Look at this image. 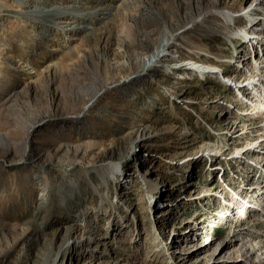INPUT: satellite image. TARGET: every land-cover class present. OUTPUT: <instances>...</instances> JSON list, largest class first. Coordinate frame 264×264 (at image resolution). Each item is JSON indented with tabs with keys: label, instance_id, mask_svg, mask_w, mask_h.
<instances>
[{
	"label": "rangeland",
	"instance_id": "rangeland-1",
	"mask_svg": "<svg viewBox=\"0 0 264 264\" xmlns=\"http://www.w3.org/2000/svg\"><path fill=\"white\" fill-rule=\"evenodd\" d=\"M50 6L71 10L48 18L25 13ZM227 9L264 17L260 0H0V264H48L57 230L52 258L59 252L61 264H264V165L257 158L264 154L259 148L227 159L263 130L264 114L245 115L246 103L229 104L235 93L230 81L213 73L179 79L163 66L91 99L107 71L122 79L136 50L151 52L156 36L174 31L162 64L180 54L219 64L225 76L244 75L253 56L264 57V38L255 45L243 39L240 47L225 40L227 33L239 38L219 14ZM245 54L250 58L242 60ZM41 118L27 151L21 150V130ZM144 125L173 130L131 148ZM182 128L190 134H177ZM237 130L247 138L237 139ZM48 146L56 155L34 162ZM208 148L223 154L207 158ZM118 159L126 177L111 180L107 193L97 192L93 167ZM216 166L224 169L222 179ZM258 181L262 188L252 189ZM155 184L165 190L151 196ZM70 185L77 186L74 195L61 202ZM249 193L254 199L248 203ZM234 196L245 218L230 203ZM126 212L132 232L118 235L114 228ZM72 241L64 257L60 249Z\"/></svg>",
	"mask_w": 264,
	"mask_h": 264
},
{
	"label": "bare ground",
	"instance_id": "bare-ground-1",
	"mask_svg": "<svg viewBox=\"0 0 264 264\" xmlns=\"http://www.w3.org/2000/svg\"><path fill=\"white\" fill-rule=\"evenodd\" d=\"M23 1L25 2L26 0H23ZM260 1H264V0H260ZM37 2H39V1H36V3ZM253 8L254 7H252V9ZM69 9L71 10L70 6H64V7H62V6H50L48 8V10H43L41 8L35 7V8H32L31 11H29V12L26 11L25 13H29L30 16L33 15V16H41L42 18L43 17L44 18H48V17H55V16H59V15H64L65 13L70 11ZM20 13L23 14V12H20ZM219 14H221V16L223 17V19L225 21L231 22L234 25V27H236V29H237V34L236 35L239 36V38H236V37H233L231 35H228V33H227L228 36L225 35L223 37L225 40H230L233 43V41L235 39V42L240 47L241 43H243L245 40H248L249 42H251V45L253 43L255 45V44H258V39L260 41V40H262V38H264V29H262V27L259 26V24L262 22L261 19H264L263 16H261V15L254 16L253 13H250V12H248V14H245L243 12L233 11L231 9H227L226 11L225 10H219ZM243 17H246L247 21L244 24V27L243 26L239 27L237 25V23L240 22L243 19ZM201 18H199V17L195 18V20H194V22L192 24H195V22L199 21ZM86 27L87 26L82 25L81 27H78V28H80V29L82 28L84 30V29H86ZM250 27L251 28L256 27L257 30L255 32H250L248 30ZM176 35H178V32L175 33V31H174V32H172L170 34V36H165V34L163 36L160 35L161 37L159 35L156 36L155 39L153 40L154 41V49L151 52L147 51L148 53H146L145 51L136 50L135 62H131V64H130L131 66H129L128 69L122 68V69L126 70V73L128 72L127 74H123L122 75V77H123L122 79L121 78L120 79H116L118 77L117 74H113L111 71H107V73H106V75L104 77V80H106V81H104L100 85L99 90L96 89L97 91L95 90L96 92L92 93L91 99L94 100L96 98L95 95H98L99 93H101V92H103L105 90H108L110 88H113L114 86H117V85H119L121 83H124V84H129L130 83L131 84L133 82V79H134L133 76H135V77H136V75L146 76L150 72H153V71L158 70L161 67L165 66V69L169 70L170 72H173V73L179 72L180 74L178 73V75H177V78H179V79L180 78L193 79L191 77L193 73H198V75H203V76H205L206 73H207V75L208 74L212 75V73H213L214 75H216V77H219V78H221L223 80L230 81V83L228 84V89L229 88L230 89H234L235 93H234V95L231 94L229 104L231 103V105H232L233 103H235V104L236 103H241V104L246 103L248 105V108L250 106V108H249L250 111L248 112V111L244 110V111H246V113L243 112V114L246 115L247 113H251V111H253V113H257L258 114L257 116H263V114H264V57H263V52L257 58H255V56H253V65L250 66V68L247 70V72H245L244 75L241 74L240 76H238V78H237L235 72L233 74H230L229 76H225L223 74V71L225 69L222 66H220L219 64H216V63H213V62L212 63H208V62L205 63L204 61H201V60L200 61L199 60L194 61V60L187 59V58H185V59L184 58H179L180 54L176 55V56L175 55L171 56V58L173 57L174 59H171V61H168L169 63H166L164 65L162 63H163V61H165V58L168 55V49H169L168 47L170 46V44L172 43V41H173V39L175 38ZM240 38L242 40L239 41ZM243 39H245V40H243ZM137 47L138 46H136L135 48H137ZM198 48L201 49V47H198ZM197 52H199V51H197ZM253 52H254V50H253ZM203 54L205 55L204 52H201V55H203ZM176 57L179 58V59H176ZM247 57L250 58V55L245 54L244 56H242V60H245V58H247ZM232 61H236V60L234 59ZM237 68H239V67H237ZM139 76H138V78H139ZM245 84H247L248 86L245 87ZM245 88H246V92L244 91ZM122 92H124V91H122ZM133 93H134V91H133ZM14 96H18V93H15ZM251 116L255 117V114L251 115ZM38 122H41L43 124L42 118L38 119L37 121H35L31 125L24 126L23 129L21 130L20 136L18 138L19 142H20V145H21V148H20L21 150L27 151L26 149L29 146V137L31 135L30 133L35 129L36 125L41 124V123H38ZM260 126H261V128L263 127V130H261V129L257 130V132H255V134H253V135H255L254 138H251V137L247 138L246 135H245L247 131L238 133V130H237L234 133V136L237 139H241V140L247 138L245 140L246 146L245 147H241V148H237V147L235 148L234 147L232 155L230 157H228L227 159H231L233 157L234 158L242 157V156H244V154H247V152L255 151V149H259V148L262 149L261 151L264 154V123H263V125H260ZM170 130H173V129L172 128L171 129L170 128H165V129L162 128V130H159V131L155 132V131L151 130L149 125H144L141 128L137 129L136 136L131 141L130 147L133 148V146L136 145L137 143H145V142L149 141V138L154 136V135L165 136L166 133L168 131H170ZM177 134L182 136V135H186V134L188 135V134H190V132L188 131V129L182 128V130L177 131ZM59 137H60V134H58L55 131V133L53 134V138L54 139H56V138L58 139ZM61 147L62 146L59 144L56 147V149L57 150H61ZM49 148H50L49 146L48 147H40L39 148V152H36V154L34 156L32 155L34 162H35L36 158L40 157L41 155L47 156V157L55 156L56 153L55 152H51V149H49ZM213 150H215V151L213 152ZM206 151H207V154H208L207 158H210V157L215 158V156L217 154H221V155L223 154V153H220L219 150H217L216 148L215 149H212V148L209 149L208 148V150H206ZM31 154H33V153H31ZM257 158L262 159L260 162L264 165L263 156L257 157ZM87 164H91L92 166L96 165V163H94L93 161H90ZM123 167H124L123 163L119 159H118V161H114L113 160L112 162L108 163V165H105V164L101 163L100 165H96V167H93L92 170H95V171L99 172V176L98 177H99V180H100V184H99V186H96L95 190L97 192H99V189H100L105 194L108 191V185L111 183V180H113V181L115 180V182L117 184H118V182L122 181L123 178L126 177V171H125V169ZM210 167H211V165H210ZM219 167L220 166H218L217 168H219ZM105 169H106V171L104 172ZM85 172L86 173H90V170H87ZM43 182H44V180H43ZM46 183H48V182H46ZM78 185H79V183H78ZM70 186H71L70 187V190H71L70 193H64L63 194V192H62V195H60L59 198H60L61 202L65 203L67 200H69L71 198L72 194L74 195V192H75L77 186L76 185H70ZM250 187L252 189L262 188L261 183L259 181L251 183ZM156 189H157V185L155 184L153 186V189L151 190V194H150L151 196H154V194H158V192H161V191L165 190V189H161V187L159 189H157V190ZM61 191H62V188H59L58 192L61 193ZM59 193H58V195H59ZM44 196H45L44 193H41V197H44ZM246 196L249 197V198L245 197L243 199L244 200L245 199H249V200H246V202H248V203H249V201L252 202V199H250V198L254 199L253 194L249 193ZM234 197L232 198L230 203H233L237 208H239V211H241V215H243V218H245L246 210H242V203L240 204V201L238 200V198L237 197L234 198ZM40 203H41V201H40ZM246 207H244V208H246ZM83 215H85V212H83V213L81 212L79 214V216H83ZM120 217L123 218L122 222H119V224H117L115 226V228H114V229H118V235L121 234L122 231H120V230H122V229L129 230L130 233H131L132 229H131V227L129 228L130 224L127 221V219L129 218L128 212L121 213ZM111 224L113 225V223H111ZM66 230L70 231L68 229H66ZM85 231L87 233L89 231V229H85ZM57 238H58V230L54 233L52 238L49 239V241H50V246H49L50 250H47V252H46L44 263L61 264V263H57L59 252L52 258L54 246H55V244H57L56 243ZM87 238L88 239L91 238L89 236V234L87 235V237H85V240ZM73 242L74 241H72L71 244L69 242L65 243L63 245V248L60 249L62 251L61 253H62V255L64 257L71 253V247H72L71 245H72ZM77 242L79 243L80 240H77ZM254 245H256V244H254ZM61 246H62V244H58L57 245L58 248H61ZM257 249L260 250L261 246L258 247ZM186 250L187 249H185V251ZM185 251H181V252L183 253ZM137 263H139V260H137V261H132L131 260V261H127V262H121V260L119 259V260H117V262H115L113 264H137ZM99 264H103V263L100 262ZM104 264H108V262H104Z\"/></svg>",
	"mask_w": 264,
	"mask_h": 264
}]
</instances>
